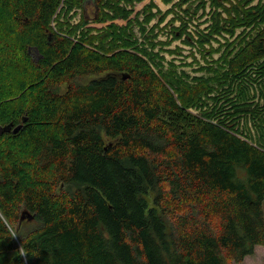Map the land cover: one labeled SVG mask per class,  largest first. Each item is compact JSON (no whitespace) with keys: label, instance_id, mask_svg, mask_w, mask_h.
<instances>
[{"label":"trees","instance_id":"trees-1","mask_svg":"<svg viewBox=\"0 0 264 264\" xmlns=\"http://www.w3.org/2000/svg\"><path fill=\"white\" fill-rule=\"evenodd\" d=\"M85 1L0 0V128L22 125L0 134V264L240 263L264 247V0H93L64 27ZM206 7L194 40L179 14ZM170 13L218 53L194 82L138 45Z\"/></svg>","mask_w":264,"mask_h":264},{"label":"rangeland","instance_id":"rangeland-1","mask_svg":"<svg viewBox=\"0 0 264 264\" xmlns=\"http://www.w3.org/2000/svg\"><path fill=\"white\" fill-rule=\"evenodd\" d=\"M150 1H152L156 5V7L160 10L161 13H165L178 0H143L139 3H136V5H134L133 14L130 16V18L134 17L136 13L140 12V10ZM194 5L195 3L193 4V6ZM156 10H157L156 8L152 9L153 12H155ZM208 11H209V7H206L205 14L202 15L201 10H199L197 12V15L188 16V17L184 16L183 13L180 11L181 13L179 15L182 18L181 22L185 23L186 29L188 31L186 33L189 34L194 40L198 38V36L196 35V32L198 30L204 33L207 32V28L210 24ZM94 12H95L94 1L86 0L84 4V9L75 8L70 15L67 14V15L61 16L60 22L64 23V27L66 25L65 24L66 21H68L70 25L72 24H74V26L78 25L80 23L82 14L86 15L88 21L91 22L90 19L93 16ZM173 16H174L173 13L168 14L166 18L163 20V22L159 23L158 27L155 28L153 32H152V28L154 25H156L159 15L156 16L153 20H151L150 23L145 26L146 28L145 38L138 39L139 40L138 45L141 48L148 47L150 50L155 49L154 53H157L159 55L158 61H156L159 67L158 69H156V71H158L159 74L168 73L167 71L168 67L171 63H173L177 66V71L179 73L185 72L187 74L186 75L187 78L185 77L186 81L194 82V78L206 76V72L204 70H201L200 68L213 63L212 60L217 58L218 53L215 52L213 53V56L211 55L212 57H214V59L213 58L209 59L208 57H206V59L204 60L201 57L200 52L198 51V47L184 41V35L181 38H173V34H170L171 28L179 27L181 24L179 20H175L170 25V20L173 18ZM116 23L123 26L126 24V21H116ZM89 25L93 26L91 23ZM52 26H53L52 29L54 31L58 29L59 25L57 24L56 26H54L53 24ZM249 30L250 29H248L247 31ZM240 32L241 30H237L236 36ZM75 33L72 36L74 42L78 40L76 36L79 35V31L77 30ZM134 33L137 37L138 35L137 28L134 29ZM152 34H153V37H152ZM218 41L220 43H218ZM140 42L142 43L140 44ZM150 42H154L156 43V45L153 48H151L149 44ZM162 43H167V44L162 46L161 45ZM222 43L223 41L220 39V37H218L216 40H211L210 44H205V49L209 50L210 47L217 49L219 47V44H222ZM184 57L185 59L182 60V58ZM86 81H88V79L82 80V82H86ZM65 88L66 86H62L61 91H63ZM191 112L198 113V110L192 109ZM262 212H263V217H264V200L262 202ZM234 264H264V247L256 246L254 248L252 255L246 256L243 259V261H241L240 263H234Z\"/></svg>","mask_w":264,"mask_h":264},{"label":"water","instance_id":"water-1","mask_svg":"<svg viewBox=\"0 0 264 264\" xmlns=\"http://www.w3.org/2000/svg\"><path fill=\"white\" fill-rule=\"evenodd\" d=\"M128 78V76H124L123 79ZM22 125H18L14 128H12V125H7L4 127L0 128V134L1 133H12V134H16L20 129H21Z\"/></svg>","mask_w":264,"mask_h":264}]
</instances>
